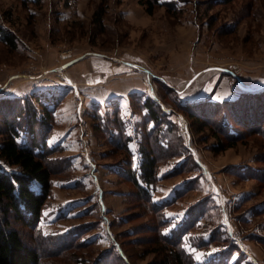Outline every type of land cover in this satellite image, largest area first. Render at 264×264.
<instances>
[{"label":"rangeland","instance_id":"374dc122","mask_svg":"<svg viewBox=\"0 0 264 264\" xmlns=\"http://www.w3.org/2000/svg\"><path fill=\"white\" fill-rule=\"evenodd\" d=\"M169 1L177 15L142 0H0L16 43L0 36V144L14 122L53 170L40 222L13 225L39 249L72 244L53 264H155L146 253L160 234L180 238L192 264H264V133H245L264 118L248 112L249 126L231 112L264 90V0ZM103 81L119 95L96 100ZM203 102L243 133L236 146L213 150V132L184 109ZM144 143L158 160L150 195L126 175L140 172Z\"/></svg>","mask_w":264,"mask_h":264},{"label":"trees","instance_id":"16d2710c","mask_svg":"<svg viewBox=\"0 0 264 264\" xmlns=\"http://www.w3.org/2000/svg\"><path fill=\"white\" fill-rule=\"evenodd\" d=\"M38 1L40 0H21V3L28 6L29 2L37 3ZM142 2L147 5L149 13H153L156 6L164 5L167 10L177 15L176 6L169 0H142ZM103 4L104 2L94 13L95 19L100 24H102L105 17ZM0 36L12 48L16 46L15 36L6 27L0 26ZM243 101L244 105L242 104ZM234 104L241 105V116H238L234 110L231 111L234 117L240 120L241 124L244 122L245 125H249L247 121L248 112L254 118H257L254 113L255 110H259L261 117L264 118V90L243 92L239 98L234 100ZM145 106L150 109V114L157 119V110L153 107L152 102L146 100ZM203 106L206 107L205 111L198 105H185L184 109H186L188 116L195 120V124L199 126L200 131L209 128L213 132V135L217 138L213 150L218 153L236 146L243 133L239 131L232 133L231 130L229 131L227 127L223 126V123H220L221 120L218 118L219 104L216 103L213 109L212 105L210 106L205 102H203ZM207 107L212 109L211 112ZM29 113V129L33 130L38 122L37 115L35 110H29ZM49 120L50 115L47 114L42 116L39 121L44 126H48ZM7 123L6 138L0 144V159L9 164L18 165L21 170L20 172H9L0 167V264H53L54 261L51 260L55 259L54 257L61 253L64 248L66 249L72 244L64 246L68 242L63 241L59 249L49 245L43 249L41 248V250L28 243L23 232L13 225V220L30 227H34L40 222L44 205L51 194L53 177L51 160L48 159V153H38L33 149L34 147L18 143L16 137L19 133L13 126L14 122L7 121ZM256 123L249 125L250 129H247L245 133L248 134L251 133L250 131L256 130L263 134L264 122L261 121L257 127ZM212 125L215 126V129ZM34 145H36V142H34ZM157 169L158 160L155 151L150 144L144 143L140 172L129 171L126 173L129 178L132 177L131 181L137 187L138 195H145V193L150 195V191L145 184L154 183L157 178ZM138 175L141 181L138 179ZM262 179H264V176ZM157 239L159 241L156 243V247L146 253L155 254V258H157L155 264H192L180 238L160 234ZM101 262L103 261L98 263Z\"/></svg>","mask_w":264,"mask_h":264},{"label":"crops","instance_id":"0c3cea01","mask_svg":"<svg viewBox=\"0 0 264 264\" xmlns=\"http://www.w3.org/2000/svg\"><path fill=\"white\" fill-rule=\"evenodd\" d=\"M104 82V89L105 88H107V90H105V93L103 94V96H99V95H96V96H99V97H96V98H98V99H96V100H99L101 97V99L100 100H105L106 101V99H108V98H110V97H112V96H117V95H119V94H112L111 93V91L113 92V90H112V87L111 86H109V85H106V82L107 81H103ZM128 88L126 87L124 90H126V91H124L123 92V94H126L127 95V93H128V90H127ZM120 95H122V94H120Z\"/></svg>","mask_w":264,"mask_h":264}]
</instances>
